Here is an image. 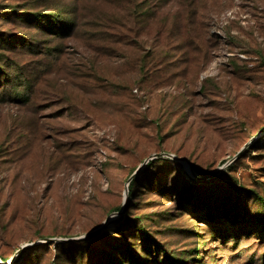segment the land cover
<instances>
[{"label": "rangeland", "instance_id": "374dc122", "mask_svg": "<svg viewBox=\"0 0 264 264\" xmlns=\"http://www.w3.org/2000/svg\"><path fill=\"white\" fill-rule=\"evenodd\" d=\"M261 200L264 0H0L1 263L264 264Z\"/></svg>", "mask_w": 264, "mask_h": 264}, {"label": "trees", "instance_id": "16d2710c", "mask_svg": "<svg viewBox=\"0 0 264 264\" xmlns=\"http://www.w3.org/2000/svg\"><path fill=\"white\" fill-rule=\"evenodd\" d=\"M65 14V13H63ZM32 18L29 17L28 19V23H32V24H37L39 19H47V23H49L50 26H59L61 27L60 29V33L63 34L65 33L67 30H70L72 28L73 25V21L71 19H69L68 17H64L63 19H61V14H55V15H38L37 13H32ZM39 24V23H38ZM152 165L151 162H149L145 168V170H147L148 168H150ZM133 183L134 180H132V182L129 184L128 186V194H132V189H133ZM261 206L264 209V201L261 200ZM0 260L2 262H6V259L0 258Z\"/></svg>", "mask_w": 264, "mask_h": 264}, {"label": "water", "instance_id": "95a60500", "mask_svg": "<svg viewBox=\"0 0 264 264\" xmlns=\"http://www.w3.org/2000/svg\"><path fill=\"white\" fill-rule=\"evenodd\" d=\"M241 152H242V151H239L231 161L225 163L220 169H218V170H216L214 173H212V174L210 175V177H215V176H217L221 171H223L224 169H226L227 167H229L230 164L233 163V162H234V161L240 156ZM162 156L174 160V161H175L177 164H179L180 166H182V165H181V162H185V163H187V162L184 161L183 159L176 158V157H174V156H172V155H166V154H163ZM150 160H151V158L147 159V160L144 162L143 166H144L145 164H147ZM187 165H188V163H187ZM189 167H190V166H189ZM138 171H139V169H137V170H136V171H135V172L129 177V179L127 180L126 187H125V196H126L127 193H128V186H129V184H130L131 181L134 179V177L137 175ZM190 171H191V173H192L193 175H195V173L193 172V170L191 169V167H190ZM95 232H96V231H93V232L89 233L87 236H91V235H93ZM64 241H65V242H69V241H75V240H64ZM23 250H24V248H20V249L16 252L15 257H18V256L21 254V252H22ZM0 264H3V263L0 262Z\"/></svg>", "mask_w": 264, "mask_h": 264}, {"label": "bare ground", "instance_id": "6f19581e", "mask_svg": "<svg viewBox=\"0 0 264 264\" xmlns=\"http://www.w3.org/2000/svg\"><path fill=\"white\" fill-rule=\"evenodd\" d=\"M183 165L185 166V168H187V166L185 165V163H183Z\"/></svg>", "mask_w": 264, "mask_h": 264}]
</instances>
